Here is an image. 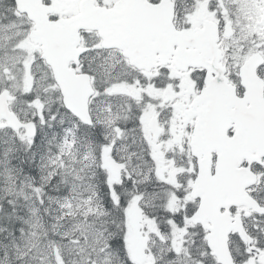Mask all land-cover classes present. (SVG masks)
<instances>
[{
  "label": "snow or ice",
  "instance_id": "snow-or-ice-1",
  "mask_svg": "<svg viewBox=\"0 0 264 264\" xmlns=\"http://www.w3.org/2000/svg\"><path fill=\"white\" fill-rule=\"evenodd\" d=\"M0 264H264V0H0Z\"/></svg>",
  "mask_w": 264,
  "mask_h": 264
}]
</instances>
